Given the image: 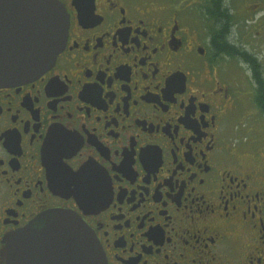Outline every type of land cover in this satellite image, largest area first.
I'll return each mask as SVG.
<instances>
[{
	"label": "flooded vegetation",
	"instance_id": "flooded-vegetation-1",
	"mask_svg": "<svg viewBox=\"0 0 264 264\" xmlns=\"http://www.w3.org/2000/svg\"><path fill=\"white\" fill-rule=\"evenodd\" d=\"M61 2L55 62L0 86V254L7 235L62 209L106 264H264V62L250 47L264 0H222L223 23L154 0Z\"/></svg>",
	"mask_w": 264,
	"mask_h": 264
},
{
	"label": "water",
	"instance_id": "water-1",
	"mask_svg": "<svg viewBox=\"0 0 264 264\" xmlns=\"http://www.w3.org/2000/svg\"><path fill=\"white\" fill-rule=\"evenodd\" d=\"M69 14L61 0H0V86L38 77L63 49ZM0 264H106L88 225L49 210L4 238Z\"/></svg>",
	"mask_w": 264,
	"mask_h": 264
},
{
	"label": "rangeland",
	"instance_id": "rangeland-1",
	"mask_svg": "<svg viewBox=\"0 0 264 264\" xmlns=\"http://www.w3.org/2000/svg\"><path fill=\"white\" fill-rule=\"evenodd\" d=\"M158 5L160 6H169L172 5L174 9H191L192 11L196 12L197 9L201 8V2L202 0H154ZM240 1V0H238ZM196 14L199 17V14L196 12ZM195 14V19H197V15ZM259 28V27H257ZM262 28V36L261 37H254L253 45H251V49L253 50V53L262 58L264 62V25ZM227 71H231L233 74L232 76L236 78L240 83L241 87L239 89V95L246 96L247 94L252 93V89H250V81L248 73L245 71V65L238 61L235 58L227 60ZM244 104L242 107L243 114L248 113L250 111V106L247 97L244 98ZM240 117V115H238ZM245 119V118H244ZM259 130L263 131V127H258ZM247 128H243V131H246ZM260 132V131H259Z\"/></svg>",
	"mask_w": 264,
	"mask_h": 264
},
{
	"label": "trees",
	"instance_id": "trees-1",
	"mask_svg": "<svg viewBox=\"0 0 264 264\" xmlns=\"http://www.w3.org/2000/svg\"><path fill=\"white\" fill-rule=\"evenodd\" d=\"M202 9V13L204 14H208V15H212L217 17L220 22H225V17H226V13H225V9L222 6V0H205V4L203 6H201ZM229 54H233L234 52L231 50H226ZM253 71L255 76L256 75H261V68H260V64L254 60L253 61ZM259 86H264V83H260ZM256 102L263 105L264 104V88L262 90H260V92L258 91L257 93V98H256Z\"/></svg>",
	"mask_w": 264,
	"mask_h": 264
}]
</instances>
